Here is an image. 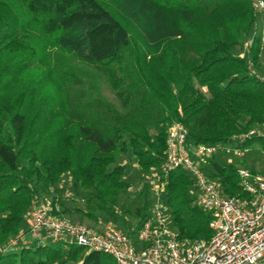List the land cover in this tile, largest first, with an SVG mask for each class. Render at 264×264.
<instances>
[{
  "label": "trees",
  "instance_id": "16d2710c",
  "mask_svg": "<svg viewBox=\"0 0 264 264\" xmlns=\"http://www.w3.org/2000/svg\"><path fill=\"white\" fill-rule=\"evenodd\" d=\"M253 1L0 0V247L28 232L34 195L60 193L65 173L87 190L90 218L116 217L121 193L130 187L127 165L117 158L129 153L144 173L161 169L173 121L186 126L190 145L231 144L263 123L264 83L247 62L262 69L264 37ZM32 37L104 66L124 106L85 99L82 92L77 97L78 75L67 61L61 67L40 62L41 43L27 45ZM246 39H252L248 46ZM243 46L246 57L235 52ZM239 144L264 151V135ZM205 163L226 194L242 193L239 164L213 171ZM193 184L183 169L168 174L166 202L181 241L212 235L213 216L195 202ZM143 191L130 235L153 202L152 192ZM73 247H9L0 252V264H115L106 252Z\"/></svg>",
  "mask_w": 264,
  "mask_h": 264
},
{
  "label": "built area",
  "instance_id": "2783aa9c",
  "mask_svg": "<svg viewBox=\"0 0 264 264\" xmlns=\"http://www.w3.org/2000/svg\"><path fill=\"white\" fill-rule=\"evenodd\" d=\"M253 6L258 15L264 13V0H254ZM251 42L249 39L246 46ZM242 56H247V50ZM247 62L250 74L264 83V72L251 59ZM254 135H264V121L248 133L234 136L235 142L231 144L190 145L186 126L179 120L173 121L168 125L167 151L161 169L148 176L154 187L149 214L134 235L112 223H102V228L97 229L74 222L59 213L62 207L58 201L37 193L27 214L28 232L12 238L0 247V252L18 240H25L29 233L40 244H74L106 252L115 264H264V171L239 166L242 193L229 195L203 167L219 151L233 149L237 156H246L248 149L239 143ZM177 169L191 175L195 202L213 216L209 238L191 241L178 238L166 202L167 177Z\"/></svg>",
  "mask_w": 264,
  "mask_h": 264
},
{
  "label": "rangeland",
  "instance_id": "374dc122",
  "mask_svg": "<svg viewBox=\"0 0 264 264\" xmlns=\"http://www.w3.org/2000/svg\"><path fill=\"white\" fill-rule=\"evenodd\" d=\"M257 20L256 30L257 32H262V34H264V13H260ZM135 37L138 42L142 43L140 41L141 38L139 37V34L135 33ZM247 41L248 40L246 39L244 45H246ZM37 43H41L42 45L40 50H37L35 54V56L38 57V60L40 58V62L48 64L52 61V64H54L55 67H61L62 63L64 61H67L70 67L78 75L79 78L75 85L76 88L79 89L76 92L77 97H81L82 92L85 99L100 96L117 107L124 106L123 97L112 87L108 70L104 66L86 63L75 58L69 53L65 54L61 51L53 49L48 45L45 46L42 41L37 40V38H30L27 42V45L33 46ZM142 46L145 47V45L141 44V47ZM235 52L238 53L239 56L243 57L242 55L245 53L244 46L242 48H238ZM262 56L263 61L261 66L263 67H261V70H263L264 72V47ZM128 98H130V96ZM259 125L260 124L256 125L254 128L258 127ZM224 163L239 164L240 166L245 165L247 167L255 169L256 171H264V151H261L258 148L249 149L244 158L237 156L233 149L219 151L216 154L214 160L205 163V165L207 166V168H210L213 171H218ZM116 164L127 165L126 180L130 182V187L122 191L118 205H116V217H111L108 214L96 213L95 217L90 218L86 213V197L88 192L79 184H77L68 173H65L63 175L60 182L62 185L59 188V190L61 191L60 193L57 192V195H54V191H50L49 193L42 195H46L48 197L56 199L60 203L61 207H63V211L66 212L65 216L70 218L74 222L86 224L87 222H89L87 219H91L92 221L97 220L100 222V224L112 223L115 226L125 230L126 232H129L130 229L136 227V216L134 212L136 207L142 205L141 203L144 194L143 190L145 189V193H149V191H151L153 194L154 187L153 182L148 177L149 173H144L143 171H141L138 163L133 157L131 158L129 153L119 156L117 158ZM147 188L149 189V191H147ZM68 191L71 192L70 196L66 195ZM150 196L151 193L149 194V197ZM64 205L72 209L70 210L69 208L64 210ZM76 208H80L81 210L77 211ZM68 210L77 212L78 215L72 218L68 215ZM27 216L26 221L24 222V227L26 228V230H29ZM81 221H86V223H83ZM36 244H38V242L35 239L18 240L16 244L11 245V248L19 249L22 246H32ZM73 248H76V245H74ZM86 251V249H83L84 253ZM63 264H72V261L66 260Z\"/></svg>",
  "mask_w": 264,
  "mask_h": 264
},
{
  "label": "crops",
  "instance_id": "0c3cea01",
  "mask_svg": "<svg viewBox=\"0 0 264 264\" xmlns=\"http://www.w3.org/2000/svg\"><path fill=\"white\" fill-rule=\"evenodd\" d=\"M262 53H263V51H262ZM262 61H263V56H262ZM263 67V66H262ZM62 185H61V183H59L58 185H57V188H60ZM53 191V190H52ZM54 195H57V193L55 192L54 193ZM63 208V207H62ZM70 207H68V206H65L64 205V210H66V209H69ZM72 208H70V210H71ZM70 210H68L67 211V213H68V215L70 216V217H74V216H76V215H78V213L77 212H73V211H70ZM73 212V213H72ZM89 222H87L86 223V221H81V222H83V223H86L87 225H89V226H92V227H94V228H97V229H101L102 228V225L100 224V222L99 221H97V220H95V221H92L91 219H87ZM27 222H28V225H29V219L27 218ZM89 223V224H88ZM26 239H33L34 240V238L33 237H31V235L28 233L27 235H26ZM36 240V239H35ZM37 241V240H36ZM38 242V241H37ZM39 243V242H38Z\"/></svg>",
  "mask_w": 264,
  "mask_h": 264
}]
</instances>
